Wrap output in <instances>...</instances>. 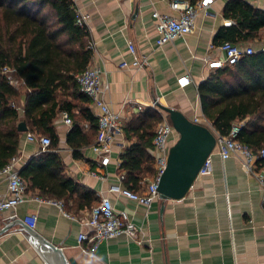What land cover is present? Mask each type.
<instances>
[{
    "label": "crops",
    "instance_id": "0c3cea01",
    "mask_svg": "<svg viewBox=\"0 0 264 264\" xmlns=\"http://www.w3.org/2000/svg\"><path fill=\"white\" fill-rule=\"evenodd\" d=\"M73 1L75 7L89 14L88 45L93 46L89 64L102 69L104 81L109 85L104 98L119 112L123 126L149 108L165 114L159 107L152 106L155 99L157 103L179 109L191 120L195 116L205 117L198 85L213 71L203 59L223 58L213 38L221 25L233 23L223 15L227 0H212L207 13L199 12L195 30L163 45L156 44L159 33L153 25V7L149 0ZM246 1L264 8V0ZM169 2L154 0L153 6L161 12H171ZM259 39L258 43L264 42V28L259 32ZM129 40L135 44L138 54L147 57L148 65L137 69L120 66L122 60H133ZM182 76L189 79L183 86L178 83ZM18 85L23 93L18 106L22 112L26 87L19 82ZM140 104L142 109L138 108ZM87 106L97 117L99 110L90 100ZM88 125L82 120L84 129L87 130ZM54 127L58 140L50 150L61 158L63 172L80 185L92 188L98 199L101 195L108 196L117 210H127L140 228L138 236L123 233L103 240L94 254L84 253L76 246L77 235L79 231H90L83 224L90 207L69 209L71 200H61V209L36 199L35 196L44 199L38 189H27L26 200L14 210L0 211V229L11 218L24 220L34 214L36 220L32 228L60 246L76 264H264V167L255 164L252 171H247L241 156L221 159L214 147L211 172L197 176L184 197L166 200L158 197L145 204L109 190L112 185L125 186L124 180H118L123 171L121 153L135 140L134 135L130 138L125 137L124 132L118 135L110 160L103 165L91 148L96 138L79 148L75 156V150L66 141L71 122H65L62 112L54 120ZM28 132H31L28 128L23 131L16 156L19 170L31 157L45 151L37 142L26 139ZM177 137L178 133H173L171 142ZM151 176L145 175L140 180L139 191ZM6 189V180L2 179L0 192L6 193ZM25 234L17 224L0 234V264H47Z\"/></svg>",
    "mask_w": 264,
    "mask_h": 264
},
{
    "label": "trees",
    "instance_id": "16d2710c",
    "mask_svg": "<svg viewBox=\"0 0 264 264\" xmlns=\"http://www.w3.org/2000/svg\"><path fill=\"white\" fill-rule=\"evenodd\" d=\"M75 14L73 0H0V166L19 154L23 135L17 129L19 122H25L28 131L48 135V149L31 157L19 175L28 190L38 189L44 198L71 200L69 209L91 207L98 200L92 188L63 172L61 158L50 150L58 140L54 120L62 111L71 121L66 141L75 156L97 136V117L75 77L91 61L90 33L76 23ZM223 15L233 23L217 29L215 45L258 43L264 8L246 0H227ZM6 65L15 71L2 73ZM10 77L26 87L22 112L18 106L23 93L19 85L9 82ZM198 93L202 113L214 129L227 135L234 122L244 120L236 138L255 153L264 149V51L244 54L214 69L199 83ZM161 118L157 110L149 108L123 126L125 137L135 136L121 153L120 163L125 172L123 183L131 189L138 190L140 180L154 173L148 148ZM82 120L88 122L87 130ZM255 164L264 167V156Z\"/></svg>",
    "mask_w": 264,
    "mask_h": 264
},
{
    "label": "built area",
    "instance_id": "2783aa9c",
    "mask_svg": "<svg viewBox=\"0 0 264 264\" xmlns=\"http://www.w3.org/2000/svg\"><path fill=\"white\" fill-rule=\"evenodd\" d=\"M152 4V20L156 31L159 33L156 44L163 45L166 42H173L177 37H181L186 33L192 32L196 28V18L199 12H205L209 3L212 0H170L168 3L171 12H161L156 9L153 4L154 0H149ZM76 23L80 26L88 28L87 21L89 14L83 12L80 8L75 7ZM258 46L246 45L240 43H232L225 41L217 47L223 53L222 59H211L207 62L211 69L222 67L226 62H235L244 54L253 53L256 50L264 51V42L258 43ZM211 47L214 44L210 45ZM91 47H93L91 45ZM128 47L133 55V60L127 62L122 60L121 67L127 68H143L148 65V59L145 55L138 54L137 48L133 41H128ZM15 71L14 68L3 66L2 73L11 74ZM76 81L79 90L84 93L91 104L99 110L97 115V136L92 143L91 148L99 156L100 163L106 165L110 160V153L114 141L118 135L123 134V123L121 115L109 106L104 98V93L109 85L104 81L103 71L96 64H88L87 67L76 74ZM9 82L15 83L14 78L10 77ZM189 82L187 76L178 78V83L183 86ZM13 106L14 103H11ZM153 107L157 106V99L151 102ZM142 109V105H138ZM62 116L66 123H70L68 113L62 111ZM161 120L155 125L154 135L152 138V146L150 154L154 161V173L147 180L145 187L142 190H134L127 186L112 185L110 191H118L131 199L141 201L145 204H150L152 200L158 198V181L160 175L165 169L169 148L173 144L170 140L171 135L176 133L174 127L167 120L166 114L161 115ZM194 122L208 126L215 135V147L221 159H226L232 155L242 157V165L247 171H252L255 166V161L259 157L264 156V149L258 153L253 152L250 147L240 142L236 135L244 124V120L236 121L232 124L229 134L223 135L213 128L210 121L205 117L201 119L194 117ZM26 139L35 141L39 144L42 150H47L51 144V139L48 135L28 132ZM212 154H209L199 168L197 176L207 175L212 168ZM18 158L11 157L4 165L0 166V181L6 180V193L0 192V211L14 210L16 206L26 200L27 183L19 175V167L17 165ZM94 174V172L92 173ZM125 178V172L118 175V180L121 182ZM38 200L47 201L57 205L62 209L63 202L52 198L41 199L35 196ZM69 215V214H67ZM36 220V215H27L24 221L33 227ZM83 224L88 226L90 231H79L77 235V247L89 255L94 254L99 244L108 238L116 237L120 234H127L133 237L138 236L140 228L131 220L127 210H117L110 197L101 195L98 201L90 207L88 218L83 220ZM264 232V224H263Z\"/></svg>",
    "mask_w": 264,
    "mask_h": 264
},
{
    "label": "water",
    "instance_id": "95a60500",
    "mask_svg": "<svg viewBox=\"0 0 264 264\" xmlns=\"http://www.w3.org/2000/svg\"><path fill=\"white\" fill-rule=\"evenodd\" d=\"M165 112L167 120L178 133L170 146L165 169L160 175L157 191L159 198L179 199L184 197L197 177L200 166L215 147V135L206 125L192 121L179 109L157 103ZM19 131H27L25 122L17 125ZM163 209V203L162 207ZM20 225L25 236L40 253L47 264H76L74 258L67 257L57 246L40 235L24 220L11 218L0 229V234L13 225Z\"/></svg>",
    "mask_w": 264,
    "mask_h": 264
},
{
    "label": "rangeland",
    "instance_id": "374dc122",
    "mask_svg": "<svg viewBox=\"0 0 264 264\" xmlns=\"http://www.w3.org/2000/svg\"><path fill=\"white\" fill-rule=\"evenodd\" d=\"M246 44V43H245ZM248 45H253L252 43H249ZM14 80H15V84H17L18 85V81L14 78Z\"/></svg>",
    "mask_w": 264,
    "mask_h": 264
}]
</instances>
